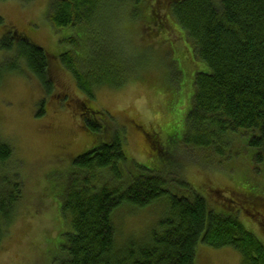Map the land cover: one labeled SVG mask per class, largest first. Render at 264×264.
Returning <instances> with one entry per match:
<instances>
[{
  "label": "trees",
  "instance_id": "obj_1",
  "mask_svg": "<svg viewBox=\"0 0 264 264\" xmlns=\"http://www.w3.org/2000/svg\"><path fill=\"white\" fill-rule=\"evenodd\" d=\"M128 1L113 3L118 5L117 10L122 9L124 18L135 26L141 24V31L152 29V36H142L140 46L157 61L165 60L169 54L161 48L166 26L194 47L189 53L181 52L194 58L191 64L195 69L193 108L183 140L188 153L168 146L170 151L165 157L176 154L202 171L216 167L215 164L223 167L219 160L228 161L233 153L245 157L254 151L255 168L264 165V0ZM105 2L51 0L48 18L54 29L72 30L66 43L73 37L77 42L85 41L77 32L89 29L103 18L99 10L114 12ZM0 30L5 36L1 50L15 54L13 61L6 60V69H0V86L7 72L20 74L24 64L45 92H51L53 82L47 66L50 55L27 37H11L1 16ZM153 37L160 38V42L152 41ZM80 44L73 41L67 53L59 56L78 89L93 98L95 87L120 88L127 82L125 76L110 69L111 63H115L110 56L100 58L94 74L87 72L73 52L83 48ZM175 89L171 87L172 99ZM87 127L90 134L102 136L95 122H87ZM151 132L155 133L154 142H158L159 149L151 143L147 148L155 161L161 145L174 140L175 132H170L165 140L159 139L157 131ZM142 136L149 141L147 133ZM13 158L11 146L0 142V247L22 209L21 175ZM157 163L161 165V161ZM126 164L129 163L118 135L109 145L103 144L73 161L61 207L70 230L64 235L63 257L56 264H196L201 243L212 249L233 248L240 254L241 264H264L263 243L241 220L214 213L206 201V197L210 201L212 193L207 191L206 197H202L189 186L187 193L177 187L173 192L165 180L168 175H158L165 172L156 163L152 169L138 167V171ZM205 172L207 179L213 178L211 169ZM248 196V203L254 197L263 204V198ZM133 213L147 214L141 221L161 217L152 233L142 230L136 236L133 231L127 233L126 222L120 220L123 214L132 217Z\"/></svg>",
  "mask_w": 264,
  "mask_h": 264
},
{
  "label": "rangeland",
  "instance_id": "obj_2",
  "mask_svg": "<svg viewBox=\"0 0 264 264\" xmlns=\"http://www.w3.org/2000/svg\"><path fill=\"white\" fill-rule=\"evenodd\" d=\"M114 1L119 4L122 0ZM50 2L0 0V16L6 22L10 36L16 40L19 34L27 37L50 55L48 76L53 82L51 92H45L38 79L22 64V72H7L0 86V142L13 149V159L18 163L23 187L22 209L0 247V264H56L61 261L64 235L70 230L61 207L72 163L103 144L109 145L115 135L122 139L127 161L135 166L134 169L151 168L156 163L165 172L158 175H168L165 180L172 191L177 187L187 193L189 186L202 197H206L207 191L212 193L213 197L209 202L206 197V201L216 214H236L237 206L232 201L240 194V220L264 245L261 221L264 200L263 205L254 206L242 196L254 194L264 199V165L255 168L254 151L245 157L233 153L228 161L219 160L223 167L215 164L216 167L202 171L188 159L173 154L168 160L164 155L170 151L168 146L183 150L185 147L186 121L193 108L195 69L191 64L194 58L181 52H191L194 48L191 43L182 41L180 33L166 26L161 48L169 54L165 60L157 61L151 52L140 46L142 36H152V29L146 25L147 32L141 31V24L135 26L130 19L124 18L122 9L117 10L118 5L113 0L105 2L113 13L112 10L105 13L99 10L103 18L88 26L89 29L77 32L85 41L80 39L77 42L78 39L73 37L66 43L72 30L54 29L48 18ZM4 37L0 30V44ZM156 40L160 42V38H152V41ZM73 41L83 47L73 52L85 64L87 72L94 74L100 58L110 56L115 61L110 69L125 76L127 82L120 88L95 87L93 98L78 89L73 76L59 60V56L71 48ZM14 59V53H4L0 48V69L4 71L6 60L11 62ZM174 86L176 89L172 96L175 99H172L171 87ZM86 108L95 112H88ZM96 112H104V115L95 116ZM83 114L97 122L101 127L99 133L105 137L85 130ZM151 130L157 131L159 139L163 140L170 132H175L174 140H167L168 145L165 142V146L161 145L157 150L160 158L167 159L161 160V165L157 163L159 158H156L157 162L151 158L147 148L149 143L153 147L158 145ZM142 133L149 135V141L142 138ZM156 148L159 149L158 146ZM206 169H211L213 178L207 179ZM133 214L132 217L123 214L120 220L126 222L127 233L133 231L136 236L142 230L152 233L161 217L158 215L141 221L140 218L147 214ZM196 264H241V257L233 248L212 249L201 243Z\"/></svg>",
  "mask_w": 264,
  "mask_h": 264
},
{
  "label": "flooded vegetation",
  "instance_id": "obj_3",
  "mask_svg": "<svg viewBox=\"0 0 264 264\" xmlns=\"http://www.w3.org/2000/svg\"><path fill=\"white\" fill-rule=\"evenodd\" d=\"M90 110V109H89ZM242 196H245L246 197V199L248 200V199H251L248 195H242ZM253 198V201L251 202V204H253L254 206H256V205H258L259 203L260 204H262L260 201V199H254V197H252ZM233 199H236L235 201H232L237 207H236V214H239L240 213V194L237 196V197H233ZM263 205V204H262ZM264 206V205H263ZM233 217H238L237 215H235V214H233ZM262 218V217H261ZM261 221H262V225H264V217H263V219H261Z\"/></svg>",
  "mask_w": 264,
  "mask_h": 264
}]
</instances>
